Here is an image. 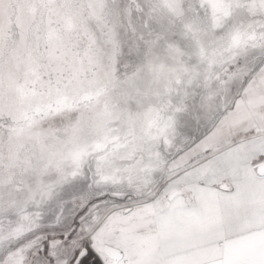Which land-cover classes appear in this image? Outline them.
<instances>
[{
    "label": "snow or ice",
    "instance_id": "1",
    "mask_svg": "<svg viewBox=\"0 0 264 264\" xmlns=\"http://www.w3.org/2000/svg\"><path fill=\"white\" fill-rule=\"evenodd\" d=\"M0 264H264V0H0Z\"/></svg>",
    "mask_w": 264,
    "mask_h": 264
}]
</instances>
